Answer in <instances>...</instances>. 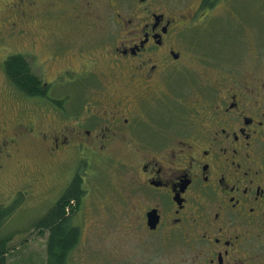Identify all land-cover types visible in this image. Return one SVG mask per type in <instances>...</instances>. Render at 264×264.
<instances>
[{"label": "flooded vegetation", "instance_id": "flooded-vegetation-1", "mask_svg": "<svg viewBox=\"0 0 264 264\" xmlns=\"http://www.w3.org/2000/svg\"><path fill=\"white\" fill-rule=\"evenodd\" d=\"M213 1L193 0L192 13L182 14L162 0H78L74 22L104 31L92 16L107 9L103 15L125 33L79 39V64L63 58L52 79L41 77L53 88L29 98L16 135L0 125V175L21 147L42 149L49 165L70 157L77 169L61 195L78 178L81 208L101 194L88 184L89 167L114 158L109 148L117 143L125 160L114 159L107 170H125L120 225L133 248L180 250L179 264H264V49L257 44L249 65L231 66L189 37ZM37 6L19 0L17 19H32ZM12 26L27 36L23 24ZM43 40L64 57L66 45ZM38 42L31 37L26 49L33 71ZM98 48L104 50L95 54ZM2 72L0 90L22 96ZM60 88L64 93L54 96ZM0 110L6 120L8 108Z\"/></svg>", "mask_w": 264, "mask_h": 264}, {"label": "rangeland", "instance_id": "rangeland-1", "mask_svg": "<svg viewBox=\"0 0 264 264\" xmlns=\"http://www.w3.org/2000/svg\"><path fill=\"white\" fill-rule=\"evenodd\" d=\"M35 1L38 6L35 11L31 8L34 12H30L34 17L24 18L21 23L16 16L19 0H0V78L3 75V63L11 54L21 52L29 61L32 60L33 57L26 53L31 37L39 39L34 71L39 77L49 80L58 69H63V58H68L72 65L79 64L76 61V50L81 47L79 39H106L104 31L107 30L113 32L111 38L125 33L124 30L114 28L112 17L103 15L107 9L98 18L92 16L94 25L104 30L101 31L83 21L74 22L73 16L81 15L77 10L78 0ZM162 1L182 14L192 13L188 8L195 6L193 0ZM85 16L86 14H83V19ZM12 23L23 24L27 36H20L18 28L13 27ZM192 32H198L192 34L197 44L215 51L217 58L223 59L225 64L249 65L248 61L256 45L260 44L264 49V0H214L206 19L199 29L196 27ZM42 38H45L43 43L50 44L56 40L58 44L61 42L66 45L64 57L61 53L58 54L55 47L42 46ZM184 43L187 46L185 48H191L192 43L188 45L187 38ZM81 50L88 54V48L83 47ZM103 50L98 48L94 53L99 54ZM51 51H56V54L52 55ZM41 59L48 61L36 64V61L40 62ZM242 61L248 63L243 64ZM64 91L65 88L54 90L53 95L59 96ZM0 104L8 108L6 120L2 119L0 110V125H5L6 134L14 137L19 129L18 119L27 113L31 101L22 96L14 97L4 88L3 91L0 90ZM14 121L17 123L14 124ZM117 145L116 143L109 148L114 158L92 163L89 167L91 176L88 184L98 186L101 194L85 198L80 210L71 219L73 225L79 226L81 233L80 242L71 253L68 263L179 264L178 260L183 263L184 254L180 250L176 252L170 249L173 255L167 248L162 252L161 249L143 248L139 245L133 248L127 243L126 235L121 230V225H125L122 197L127 179L125 173L120 171L125 170L123 167H112V173L107 170L108 166L115 163L114 159L125 160L127 151L125 148H117ZM32 147L18 149L15 160L10 165L8 163L0 175V205L9 206L16 200L12 217L1 229L3 235L14 234L10 242L11 250L7 255L8 264H45L48 233H39L33 226L60 197L70 173L77 169L76 160L70 157H64L62 164L49 165L48 160L43 157V150L38 152V147ZM95 205L99 208L93 210Z\"/></svg>", "mask_w": 264, "mask_h": 264}, {"label": "trees", "instance_id": "trees-1", "mask_svg": "<svg viewBox=\"0 0 264 264\" xmlns=\"http://www.w3.org/2000/svg\"><path fill=\"white\" fill-rule=\"evenodd\" d=\"M213 6V2L211 3ZM192 36L191 33L188 34ZM3 71L14 90L22 97L45 96L52 86H43L41 77L36 74L29 60L21 54H11L3 63ZM75 178L68 189L60 195L47 213L33 226L37 232H47L45 264H69L72 251L80 242V228L71 219L80 210L79 186ZM16 209V200L9 206L0 205V264H8L7 255L14 234H2L1 229L8 223Z\"/></svg>", "mask_w": 264, "mask_h": 264}, {"label": "water", "instance_id": "water-1", "mask_svg": "<svg viewBox=\"0 0 264 264\" xmlns=\"http://www.w3.org/2000/svg\"><path fill=\"white\" fill-rule=\"evenodd\" d=\"M151 214H154V213H151ZM156 222H157V216L155 214L154 215H150V225H151V227H154Z\"/></svg>", "mask_w": 264, "mask_h": 264}]
</instances>
